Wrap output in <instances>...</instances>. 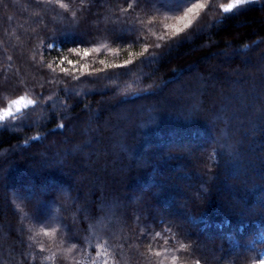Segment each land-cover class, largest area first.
<instances>
[{"label": "trees", "instance_id": "16d2710c", "mask_svg": "<svg viewBox=\"0 0 264 264\" xmlns=\"http://www.w3.org/2000/svg\"><path fill=\"white\" fill-rule=\"evenodd\" d=\"M0 115V264H264V0H0Z\"/></svg>", "mask_w": 264, "mask_h": 264}, {"label": "rangeland", "instance_id": "374dc122", "mask_svg": "<svg viewBox=\"0 0 264 264\" xmlns=\"http://www.w3.org/2000/svg\"><path fill=\"white\" fill-rule=\"evenodd\" d=\"M231 55H232V53L231 54H228V53H223V57H225V58H230L231 57ZM183 78H181V80H179V81H177V82H175V83H173L171 86L173 87V88H175V90L176 91H178V93H174L175 95H176V97H179L178 95L179 94H181V90H182V88H181V83L183 84V80H182ZM181 95H183V94H181ZM191 102L193 101V100H196V98L194 97V96H192L191 95ZM29 104V102L28 101H26V100H20V101H17V103L15 102L13 105H11L10 107H8V109L6 110V112H5V114H14L15 112H17V111H19L20 109L22 110L23 108H25L27 105ZM118 105H117V112H115L114 114H112V116L114 117V118H118V120H120L121 122H122V124L125 126L126 124H130L132 121H133V119L135 118V117H138V116H140V115H142V113H141V111L138 113V114H132V113H130V107L128 106V105H126L125 103L124 104H122V103H117ZM17 109V110H16ZM185 110H187V109H185ZM87 111V110H86ZM90 113V112H89ZM89 113H87V117H88V122L87 123H85V126L83 127V131H84V133L86 134V135H90L91 133H94V134H97L98 133V130L95 128V126L93 127V125L95 124V121H97V119L95 120V119H91L90 118V116H89ZM2 116L0 115V118H1ZM93 124V125H92ZM105 126V128H108V125H104ZM72 131V129H70V132ZM186 143H188V142H186ZM185 143V144H186ZM89 145L90 146H92L93 147V144H92V142L91 141H89V142H87L86 143V146H84V147H76L75 146V148L73 149V151H71L68 155L69 156H72V155H76V154H82L83 156H84V158H85V161L87 162L88 160H90V156L89 155H92L93 153L95 154L96 153V151L94 152V150L93 151H91L92 149H90V147H89ZM45 147H47V144H45L44 145ZM149 149V148H148ZM146 150V149H145ZM18 151V150H17ZM89 152V153H88ZM165 152H166V149L164 150V154H165ZM102 153L103 154H106L107 153V151H105V150H102ZM131 161H135L137 164H139V165H142V164H144L145 163V161H146V158H145V156H143V155H139V156H135V157H131V159H130ZM117 161L119 162V158H117ZM91 163L89 164L88 163V165L90 166V168L92 169V168H95L96 167V165L98 164V158H96L95 160H92L91 159V161H90ZM46 163V162H45ZM47 164H51V165H56L57 163L56 162H50V163H48L47 162ZM115 167L116 166H118V165H114ZM120 170H122V168H120V167H118V169H115V171H113L112 172V174H115V175H117V176H119V177H121V174L119 173L120 172ZM184 177V179L182 180V182H189L188 181V179H187V176L186 175H184L183 176ZM231 178V177H230ZM232 179V178H231ZM84 181V176H82L81 175V173H78L77 174V177L75 178V182H76V184L78 185V187L80 186V184L82 183ZM94 183V182H93ZM65 189V187L64 186H60L59 187V190L60 191H63ZM146 189H144V186L142 185V184H138L135 188H132L131 189V192L133 193V194H135V195H139V194H141V196H143L145 193H146ZM194 194H196L197 195V192L196 191H194ZM89 195V198H88V201H90L91 199H90V194H88ZM34 197V196H33ZM121 205V204H120ZM133 205H134V207H137L138 205H137V202H134L133 203ZM118 207H120V208H122V206H118ZM162 207V206H161ZM109 208L110 209H112L113 207L112 206H109ZM262 260H263V262H264V251H263V254H262Z\"/></svg>", "mask_w": 264, "mask_h": 264}]
</instances>
